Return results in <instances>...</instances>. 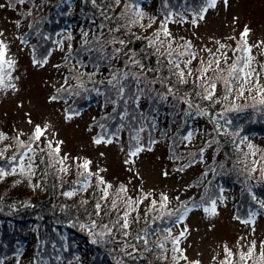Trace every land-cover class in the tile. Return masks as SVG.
<instances>
[{
    "label": "rangeland",
    "instance_id": "374dc122",
    "mask_svg": "<svg viewBox=\"0 0 264 264\" xmlns=\"http://www.w3.org/2000/svg\"><path fill=\"white\" fill-rule=\"evenodd\" d=\"M162 2L165 3V0H161ZM179 4L185 5L186 15L180 14L181 12L174 9ZM0 5H3L0 7V31L5 33V43L8 45L6 56L15 61L14 67L7 70L11 72V79L6 78L5 87L0 88V133L10 137V139L0 142V149L6 145L12 146L5 153L6 156H12L17 150L13 139L17 133H23L20 139L27 142L35 125H48L47 140H51L53 146L57 141H62L59 156L67 155L69 157L65 166L69 168L67 175L71 177L70 187L78 189V182L84 179L81 176L84 170L78 165L88 160L91 162L89 170L93 173L99 172V175L113 186L110 190L109 204L111 199L115 198L116 190L121 185L126 186L127 194L134 198L138 197L141 192H150L152 195L144 201V208H149L153 199L159 201L162 193L167 195L169 197L167 208L161 210L165 212L182 202L192 206L198 202L206 188V191L213 193V181L209 175L212 170L218 169L224 160L217 151L216 144H213L212 147L205 150L203 162H200V149L205 147V142L214 135L212 126L205 119H197L190 127L181 125L179 122L175 125L176 132H170L167 121L165 124L157 126L156 131H152L148 127L140 133V144L145 149L150 146L152 150H144L138 156L131 157L133 163H125L129 159L128 153L134 144L132 137L135 132L133 128L120 129L122 134L118 138L116 135L112 137H108V134L102 135L101 133L116 130L118 123L116 121L111 124L101 123L102 116H106L101 115L105 113L104 109H106L102 106L101 101L85 108L78 115L76 114L78 105L75 102L92 95V92H86L78 86L81 82L84 83L85 88L87 86L103 90L107 88V85L89 82L87 76H79L81 72L96 71L93 63H87L81 56L82 45L85 41L81 28L71 29L67 26L60 30H53L54 32H50V34H44L42 41H46L48 46L41 47V41L35 38L31 32L29 23L32 18L43 15L40 12L39 4L31 0H25L24 4H19L17 0H0ZM202 5H205V0H167V7L161 6L158 0L145 1L142 3L144 11L157 18V22L145 33L151 35L159 27L160 21L164 20L166 14L172 10L175 20H180L183 17L184 21L168 25L176 37V43H181L180 37L191 40L194 50L204 59L209 58V53L203 49H212L215 52L218 47L215 41H220L230 49L235 48L245 25L251 30L247 38L249 45L264 41V0H228L227 5L224 0H217L216 6L204 13L205 18L197 20L194 25L191 21L195 12ZM17 22H19V26H17ZM69 33L72 37L70 40L67 39ZM90 34L87 40L90 42L89 44L94 45L93 36ZM46 36L49 39H45ZM105 38H110L106 31ZM57 41H62V43H56ZM69 44L72 46L71 57H74L71 59H69ZM38 47L42 51L35 50ZM95 47H97L96 44L92 48ZM50 48L51 54L49 55V52L46 51ZM108 51L110 52L111 49L109 48ZM36 52H38L37 55H35ZM252 54L256 57L257 66L264 64L261 48H253ZM228 55L232 56L233 53L228 51ZM34 56L39 57L40 60L47 57V63L43 67L34 65L32 62ZM94 56L92 60L98 57V53L95 52ZM77 59L82 60L86 67H79ZM196 63L194 62V65ZM113 64L117 68L123 66L122 61H114ZM134 70L139 71L138 68ZM109 77L108 67L102 64L99 73L93 77V80L99 82ZM262 81H264V77H262ZM9 84H14L15 89L7 87ZM155 88L158 89V86L156 85ZM76 92L80 94L76 95ZM66 95L68 98L64 99ZM53 96L58 98L53 100L51 99ZM147 100V98L143 99L142 110L146 111ZM70 109H72V113L68 112ZM74 113L75 115H71V119H65L66 115ZM144 114L146 115L147 112ZM263 116H253L252 114L253 119ZM29 120L32 121V124L28 123ZM145 124L147 123L145 122ZM135 126L138 127V125ZM188 131H196L197 134L191 143H182L180 138ZM94 138L105 140L111 138L112 143L95 144ZM248 138L256 146H260L264 142L262 137L256 135ZM47 140L40 143L37 148L36 162L39 166L36 168V174L30 180L20 175L9 176L5 179L20 190L17 193H21L25 200L34 201L44 198V180L47 174H44V167L46 169L56 168L60 171L61 165L57 162L58 158L54 154L49 155L50 150L46 147ZM150 140L157 142L150 144ZM186 143L187 146H185ZM33 146L35 147V145ZM40 149L44 151L40 152ZM191 153H195L196 156L193 157L190 155ZM40 157L44 158L45 163H40ZM2 161L5 164V161ZM89 179L92 186L86 192L80 193L83 200L92 201L90 203L94 205L100 193L95 187V176ZM10 182H6L4 188L8 187ZM37 184L39 187H34ZM225 191L227 190L224 189ZM205 207H210V203L203 207L193 208L187 213L182 223L171 226L174 235H179L180 231L187 226L188 232L186 237L182 238L180 247L186 249L185 254L189 260L199 261L200 264H221L226 259L224 251L226 245L233 253L232 264H243L239 259V254L247 252L251 242L255 241V254L247 261V264H254L260 253L264 251V248L261 247V241H264V214H256L254 224L241 223L240 221L247 219L248 215L243 217V213L234 210V201L230 193L225 197L223 203L219 200L216 201V215H212L210 212L205 213ZM146 212L147 210L144 214L139 213V217L140 220L147 222V226L163 221L153 220V217L158 213L150 212L151 217L145 218ZM88 214L86 213V217L83 216L87 225L93 219L90 215L87 217ZM96 219L100 220L101 218ZM34 248L30 243L20 249L8 248L5 245L3 247L0 244V262L2 264H32L36 252ZM166 255L168 256L167 261H172L173 253L170 250ZM181 262L187 264L186 261L181 260Z\"/></svg>",
    "mask_w": 264,
    "mask_h": 264
},
{
    "label": "snow or ice",
    "instance_id": "6c2138e0",
    "mask_svg": "<svg viewBox=\"0 0 264 264\" xmlns=\"http://www.w3.org/2000/svg\"><path fill=\"white\" fill-rule=\"evenodd\" d=\"M17 2L24 4L25 0H17ZM87 2H90L94 8L99 9L102 21L96 25L98 31L89 30L92 31L93 41L97 47L94 49L87 48V51H95L98 53V57L95 60H92L90 57V62L93 63L96 71L91 73L81 72L79 76H87L88 81L93 84H106L107 92H111L113 95H106V92L98 87L87 89L83 82L78 86L86 92H95L98 96H105V103H111L113 105V113L122 122L117 128V133L124 127L133 128L135 135L132 138L136 141V145L129 151V159L125 163H133L134 161L131 157L138 156L144 150H152L150 146L145 149L140 144V133L144 132L148 127L152 131H156L157 120L155 116H147L141 111L142 100L147 98L153 104H160L167 103L169 97H171L175 102L173 104L174 108H178L180 103L186 105V108L183 110L185 124L189 120L206 117L209 123L213 125L214 135H212L210 140L205 142V147L200 149V162H203V154L207 148L212 147L213 144H216L217 148H219L220 141L218 137H230L237 151L241 150V145H246L248 152L244 153L245 157H258V159H253L249 162L250 167L248 164H245V168L242 171L247 173V178L252 179L253 174L259 172V178L264 180V149H260L254 145L248 136L242 135L243 126L242 121L239 119L241 114L247 113L249 109L252 110L253 116L264 115V81H262V77H264V64L257 66L256 57L252 54L253 48H261V54L264 55V41L249 45L247 38L251 30L245 25L235 48L230 49L220 41H215L218 45L215 52L212 49H203V51L209 53V58L204 59L194 50V45L191 40H185L183 37H180L181 43H176V37L168 25L170 23H182L184 21L183 17L180 20H175L174 14L171 11L166 14L164 20L160 21L159 27L150 36L146 35L141 37L132 32V29L138 26L144 31H147L157 22V18L148 15L144 11L140 0H106V2L105 0H101V4L105 5L103 8L97 3V0H87ZM216 3L217 0H205V5H202L195 12L191 23L195 25L197 20H203L205 18L204 13L208 9L214 8ZM224 3L227 5L228 0H224ZM122 4L123 7L120 8ZM164 6L167 7V0H165ZM0 7H3V5H0ZM117 8H120L119 13H116ZM91 23L96 24L95 16L92 17ZM17 26H19V22H17ZM89 31L83 32L85 38L84 45L90 43L87 40ZM105 31L109 34L110 38H105ZM117 34L132 36L136 40H144L146 47L141 51L145 58L151 56L156 57V67H146L142 59L137 58L139 54L129 47L131 41L121 38ZM58 35L60 34L58 33ZM0 37H3V39H0V88H3L5 87V79H11V72L7 70L14 67L15 61L6 56L8 45L5 43L6 36L3 31H0ZM71 38V34L69 33L67 39L70 40ZM45 39H49V37H45ZM56 43H62V41H57ZM68 48L69 59L74 58L71 57V44L68 45ZM109 48L111 49L110 52L108 51ZM228 51H231L233 55L229 56ZM114 61H122L123 66L119 68L115 67L113 64ZM32 62L34 65L43 67L47 63V57L40 60L34 56ZM194 62L197 63L194 65ZM102 64L108 67L110 77L97 82L93 80V77L99 73ZM77 65L79 67H86L83 61L79 59H77ZM137 68L139 71L134 70ZM165 71H167L168 75L163 74ZM150 73H154L155 75L150 78ZM156 84H160L164 91L156 89ZM189 84H191V90L181 94L179 92L180 86ZM7 87H11L13 90L15 89L14 84H9ZM75 94L79 95L80 93L76 92ZM57 98L53 96L51 99L55 100ZM240 101H243V103H240ZM202 102L206 106H202ZM217 105H220L219 111L215 110ZM118 109L121 110L118 111ZM153 111L157 110L153 109ZM76 114L78 115L79 113ZM71 118V115H66L65 117V119ZM145 121H147V124H145ZM28 123L32 124V121L29 120ZM135 125H138V127ZM101 127H104V125H101ZM47 130L48 125H35L27 142L20 139L23 133H17L13 138L17 150L12 156L5 155L12 147L11 145H6L3 149H0V160L5 161V164L0 165V181L14 175L24 176L30 180L36 174V168L39 166L36 162L37 148H39L40 143L47 140ZM196 134V131H188L180 140L182 143H191ZM8 139L10 137L0 133V142ZM93 142L95 144L102 142L112 143V140L111 138L106 140L103 138H94ZM156 142L155 140H150V144ZM62 143V141H57L55 146H53L52 141L47 140L46 147L50 150L49 155L54 154L58 158L57 162L61 165L60 171L67 174L69 168L65 166V162L69 157L67 155L63 157L59 156L61 151L60 145ZM187 143L185 146H187ZM43 151V149H40V152ZM190 155L193 157L196 156L195 153H191ZM40 163H45L43 157H40ZM90 163V161L85 160L82 164L78 165V167L84 170L81 173L84 179L78 182V189L64 192L63 195L71 198L77 192H86L92 186L89 178L95 176V187L98 189L100 195L94 203L93 212L90 213V216L94 215L101 219H92L89 225H79L81 229L87 230L92 244L103 246L120 243V238H123V246L119 248V252L123 253V256L119 258L113 256V259L115 264H127V260L136 261L138 259H145L144 252H153L154 248L149 246V240L151 236L156 235L158 239L154 242L155 248L160 250V254L156 258L161 262H165L168 259L166 253L169 250L166 248V243L170 242L172 244L171 252L173 255L171 256V260L173 264H180L181 260L186 261L187 264H200L199 261L189 260L185 254L186 249L180 247L182 238H185L188 232L187 226L180 231L179 235H174L170 227L164 229L149 228L137 233L133 238L136 243L129 241L128 237L131 234L130 229L132 224L139 223L140 220V206L152 194L150 192H141L138 197L134 198L127 194V187L121 185L116 190L115 198H112L109 204L108 201L111 196L110 190L113 186L99 175V172H91L89 170ZM221 168H223V164H221ZM180 170L182 171L183 169ZM213 172L214 175L221 174L216 173L215 170ZM164 175H167V173H164ZM34 187H39V184ZM220 191L223 192L224 189L221 188ZM249 195L252 201L264 209V199H260L251 191V188H249ZM177 199L179 198L177 197ZM217 199L223 203L225 197L220 195L216 199L210 200V207L204 208L205 213L210 212V214L216 215ZM168 200L169 197L163 193L159 201L155 199L151 200V206L145 213V218H147L148 212H157L158 215L153 217L154 221L163 220L167 216L174 225H177L184 221L188 212L198 207V205L193 204L190 208L188 204L182 202L183 211L180 209L166 212L161 211L167 208ZM81 203L87 204L88 201L83 200ZM158 204L159 207H157ZM113 212L116 213V216L108 219L107 222H103V218L111 217ZM134 213L136 215H133ZM255 216L256 212L250 211L248 218L240 222L245 225L254 224ZM173 217L174 219H172ZM234 218L240 219L239 217ZM163 233H167V235H163ZM141 243L143 245V252H140L139 249ZM261 247L264 248V241H261ZM255 250L256 242L252 241L247 252H241L239 254L240 261L243 264H247V261L254 256ZM112 251L115 250L109 249V252ZM224 251L226 253V259L221 264H232V251L226 245L224 246ZM254 264H264V251L260 253Z\"/></svg>",
    "mask_w": 264,
    "mask_h": 264
},
{
    "label": "trees",
    "instance_id": "16d2710c",
    "mask_svg": "<svg viewBox=\"0 0 264 264\" xmlns=\"http://www.w3.org/2000/svg\"><path fill=\"white\" fill-rule=\"evenodd\" d=\"M34 3L39 4L42 12L41 17L32 18L30 20V29L35 38L41 41V47L47 45L46 41H42V36L53 30H60L64 27L69 26V28H81L82 32L92 30H97L96 25L102 21V17L99 14V9L94 8L90 2L87 0H31ZM148 0H140L141 4ZM161 6H164V3H161V0H158ZM106 2V0H105ZM97 3L100 4L101 8L105 5L101 4V0H97ZM123 7V4L120 8ZM120 8L116 9V13L120 12ZM185 5L179 4L174 7L176 11L180 14L186 15ZM172 11V10H170ZM111 14V13H110ZM96 17V24L91 23L92 17ZM88 29V30H87ZM137 36H146L147 34L141 28L134 27L132 29ZM90 35L93 36L92 31H89ZM120 35L121 38L129 39L131 43L129 47L135 50L139 55L138 59H142V62L146 67H156V57H144L142 49H145L146 42L144 40H136L132 36ZM150 36V35H147ZM47 37V36H46ZM94 42V41H93ZM48 46V45H47ZM46 46V47H47ZM83 52L82 57L84 61L90 64V57L93 59L95 51L89 52L87 48H92L95 44L84 45L83 43ZM45 47V48H46ZM37 51H42L40 48H36ZM51 48L46 51L49 52ZM151 51V50H149ZM36 52L35 55H37ZM39 59V57H36ZM168 75L167 71L163 73ZM155 74L150 73L149 77L152 78ZM106 85V84H104ZM159 91H164L160 84H156ZM155 85V86H156ZM87 89H92V86H87ZM106 92V95H113L111 92H107L106 89H101ZM191 90V84L180 86L179 92L181 94L189 92ZM68 98L64 97V99ZM102 102L104 109V114L102 116L101 123L111 124V122L116 121L118 126L122 123L118 116L113 113V105L111 103H105V96L101 97L92 92L91 96L85 97L83 100H77L75 103L78 105L76 111L80 113L85 108L90 107L94 104ZM143 101V100H142ZM148 105L145 109L141 111L143 113L147 112V116H155L157 120V126L165 124L168 122V129L170 132H176L175 125L180 122L181 125H193L197 119H205L208 123L206 117H198L194 120H189L187 124L183 120V110L186 108V105L180 103L178 108H174L173 104L175 103L171 97L167 103L153 104L149 100ZM251 103V101H249ZM202 106H206L202 102ZM108 107V108H107ZM110 107V109H109ZM156 109L157 111H153ZM70 109L68 112H71ZM109 110V111H108ZM121 109H118L120 111ZM217 111L220 110V105L216 106ZM108 111V113H107ZM158 113V114H157ZM70 115H75L70 114ZM100 115V116H101ZM109 116V118H108ZM115 117V118H113ZM243 126L242 135L250 136H259L264 139V116L263 117H252V110L249 109L247 113L241 114L240 118ZM147 123V121H145ZM212 126L211 123H209ZM114 131V132H113ZM109 133H101L102 135L108 134V137L113 135L120 136L122 130L117 133V129ZM176 138V137H174ZM220 141L219 148L216 149L221 154L224 162L223 168L214 169L216 173H221L219 175H214L212 170L209 178L212 179V191L204 190L201 198L198 202L194 203L198 207H203L210 203V200L216 199L220 195L227 197L229 193L231 194L234 201V210L243 213V217L247 216L250 211L256 212V214H264V209L260 208L258 204L252 201L249 195V188L254 192L260 199H264V180H261L260 173L256 172L253 174L252 179L247 178V173L242 171L245 168V164H248L249 167L250 161L253 159H258V157H245L244 153L248 152L246 145H241V150L237 151L231 141L230 137L221 136L218 137ZM134 140V139H133ZM253 143V142H252ZM256 145L255 143H253ZM136 145L131 146L133 148ZM260 149H264V142L262 145L257 146ZM3 161L0 160V165H3ZM46 174L44 180V198L39 200H29L24 199L19 189L13 187V183L10 181H0V244L4 247L12 249H20L26 244H31L36 251L34 254V262L32 264H115L113 256L117 258L122 257L123 253L119 252V248L123 246V238H120V243L107 244V245H94L91 243V238L88 235L86 229H81L80 224H86V213L87 217H90V213L93 212L92 201H88L87 204H82L83 197L81 193L77 192L76 195L71 198L63 195L64 192L73 191L75 188L71 186V177L69 175L57 170L56 168H47L44 167V174ZM10 182V185L5 188L4 184ZM74 182V181H73ZM14 188V189H12ZM79 188V185H78ZM226 189L227 191L221 192L220 189ZM12 189V190H11ZM219 200V199H217ZM216 200V201H217ZM25 203V204H24ZM27 204V205H26ZM145 204L143 203L140 206L139 213L144 214L149 208H144ZM190 208L192 206L188 205ZM123 207V205H121ZM159 207V205H157ZM170 211H175L177 209H182V204L171 207ZM164 210V209H162ZM148 212L147 217H151V214ZM157 214V212H152V214ZM133 215H136L135 213ZM84 216V217H83ZM116 213L113 212L111 217H105L107 222L108 219L114 218ZM91 218L96 219L94 215H91ZM165 216L162 222H159L155 225H148L146 221L139 220V223H133L130 229V236L128 240L132 243H136L133 239L137 233L142 232L146 229H164L171 228L174 225L171 219H167ZM104 219V218H103ZM174 219V217L172 218ZM166 235V233H163ZM176 235V234H175ZM50 238L49 240H47ZM162 238V237H161ZM158 239L156 235L151 236L149 240V246L154 248L153 252H144L145 259H138L136 261L127 260V264H173L172 261L161 262L156 257L160 254V250L155 248V243ZM166 248L171 251L172 244L166 243ZM109 249L115 251L109 252ZM140 252H143L142 243L139 245ZM2 255V253H1ZM127 259V258H125ZM180 264H183L180 261Z\"/></svg>",
    "mask_w": 264,
    "mask_h": 264
}]
</instances>
